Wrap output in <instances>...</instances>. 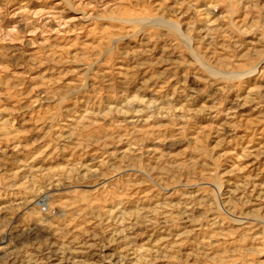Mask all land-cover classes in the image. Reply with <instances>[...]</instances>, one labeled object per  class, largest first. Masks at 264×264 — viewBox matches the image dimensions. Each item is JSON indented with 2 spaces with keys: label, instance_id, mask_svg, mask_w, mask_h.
<instances>
[{
  "label": "rangeland",
  "instance_id": "obj_1",
  "mask_svg": "<svg viewBox=\"0 0 264 264\" xmlns=\"http://www.w3.org/2000/svg\"><path fill=\"white\" fill-rule=\"evenodd\" d=\"M1 263L264 264V0H0Z\"/></svg>",
  "mask_w": 264,
  "mask_h": 264
},
{
  "label": "bare ground",
  "instance_id": "obj_2",
  "mask_svg": "<svg viewBox=\"0 0 264 264\" xmlns=\"http://www.w3.org/2000/svg\"><path fill=\"white\" fill-rule=\"evenodd\" d=\"M196 12H198L205 21V24L203 23V32H208L212 27V25H215L214 22L212 21L211 15V5L208 3H205L201 6H198L196 9ZM202 29V28H201ZM211 31V30H210Z\"/></svg>",
  "mask_w": 264,
  "mask_h": 264
},
{
  "label": "built area",
  "instance_id": "obj_3",
  "mask_svg": "<svg viewBox=\"0 0 264 264\" xmlns=\"http://www.w3.org/2000/svg\"><path fill=\"white\" fill-rule=\"evenodd\" d=\"M2 264V263H1ZM7 264V263H6Z\"/></svg>",
  "mask_w": 264,
  "mask_h": 264
}]
</instances>
